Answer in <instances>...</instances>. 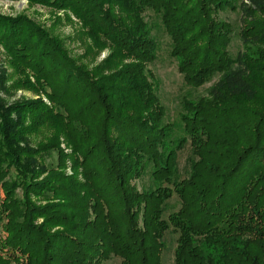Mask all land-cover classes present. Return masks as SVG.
Listing matches in <instances>:
<instances>
[{
  "label": "trees",
  "instance_id": "16d2710c",
  "mask_svg": "<svg viewBox=\"0 0 264 264\" xmlns=\"http://www.w3.org/2000/svg\"><path fill=\"white\" fill-rule=\"evenodd\" d=\"M28 1L72 11L82 34L112 48L109 61L131 59L102 75L41 26L0 13V46L19 76L12 89L50 104L0 103V264H164L168 235L174 264H264V101L252 106L264 86V0ZM147 11L186 86L217 79L183 100L177 123L166 122L147 69L159 51ZM217 11L241 14V25ZM7 80L0 75L1 90ZM46 128L49 140L20 146ZM61 139L77 155L72 175ZM174 197L179 208L166 215Z\"/></svg>",
  "mask_w": 264,
  "mask_h": 264
},
{
  "label": "rangeland",
  "instance_id": "374dc122",
  "mask_svg": "<svg viewBox=\"0 0 264 264\" xmlns=\"http://www.w3.org/2000/svg\"><path fill=\"white\" fill-rule=\"evenodd\" d=\"M0 13L12 18L24 17L32 21L34 24L41 26L51 35V38L56 39L61 43L67 55L79 65L83 64L85 68H89L90 70L99 68L100 66V72L102 75L111 76L115 71L117 72L121 69L122 64L130 62L129 59L131 58L128 57H121L119 63H116L117 59L115 60V58L109 61L112 56V48L103 45H101L102 47H99L93 39L82 34L83 32L85 33L83 24L70 10H59L50 5L33 4L28 0H0ZM213 15L215 19L217 18L219 20L232 22L235 26L241 25L242 22L241 14L231 13L230 11L222 12L220 14H218L217 11ZM145 17L154 26L153 36L159 44L158 58L156 62L148 65L147 69L151 73V80L155 85L158 97H160V102L166 109V122L177 123L180 122V117L183 113V100L190 99L194 101L197 98L206 95L207 89L211 87L217 79L215 78L211 83H208L199 90H193L186 86L183 76L178 72L177 61L170 56V37L152 12L147 11ZM261 17L264 18V13H261ZM242 49L241 42L238 38H235L230 47L232 54L236 55ZM106 61L109 62L107 63ZM9 62L10 60L8 56H6L3 47L0 46V75H6L8 79L4 89H0V103L3 104V107L8 110L16 105L34 103L36 101H43L47 105H50L44 94H37L31 89H12V86L15 81L18 80L19 76ZM259 95L260 98L252 103V106H254L255 109H261L259 102L261 103V101H264V86L260 90ZM78 105L79 103L76 108L81 106ZM13 117L15 116L13 115ZM54 131L55 130H49V128H46L44 136L40 138H34L35 135L32 136L33 138L29 136L27 138L29 141L21 142L20 146L25 147L26 143H28L29 147L33 149L37 148L39 143L41 144L49 140V136L53 134ZM60 143L61 150L70 157L65 160V171L68 175H72L75 173L74 167L77 155L72 156V147L67 145L64 139H61ZM189 154L190 146H187L181 152L179 158V163L182 168H184ZM50 159L55 161L56 154L47 157L46 162L48 163ZM76 172H78V175L81 177L83 172L82 166H78ZM136 183L141 190L143 185L148 184V181L147 179L143 181L138 180ZM170 208L171 209L166 215L178 210L179 204L176 197L171 200ZM2 237V233L0 232V238ZM176 238L175 235H168L166 237L167 248L163 256L164 264H174ZM103 264H121V260L113 257Z\"/></svg>",
  "mask_w": 264,
  "mask_h": 264
}]
</instances>
